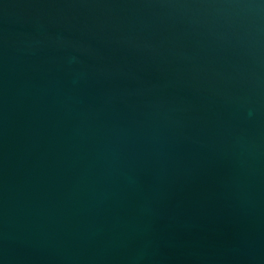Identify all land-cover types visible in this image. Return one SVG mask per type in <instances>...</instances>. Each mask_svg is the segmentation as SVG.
Here are the masks:
<instances>
[{
  "label": "water",
  "instance_id": "water-1",
  "mask_svg": "<svg viewBox=\"0 0 264 264\" xmlns=\"http://www.w3.org/2000/svg\"><path fill=\"white\" fill-rule=\"evenodd\" d=\"M0 264H264V0H0Z\"/></svg>",
  "mask_w": 264,
  "mask_h": 264
}]
</instances>
